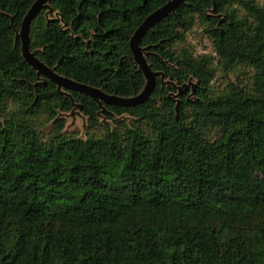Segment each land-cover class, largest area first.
Returning a JSON list of instances; mask_svg holds the SVG:
<instances>
[{
  "label": "trees",
  "instance_id": "trees-1",
  "mask_svg": "<svg viewBox=\"0 0 264 264\" xmlns=\"http://www.w3.org/2000/svg\"><path fill=\"white\" fill-rule=\"evenodd\" d=\"M34 1L0 0V264H264V3L185 0L140 46L152 71L193 88L175 96L157 75L145 101L101 107L24 60L17 32ZM167 1L51 0L30 51L76 82L137 95L129 40ZM195 25L212 53L185 46ZM237 67L249 82L215 90ZM74 104L85 136L56 118ZM43 116L49 136L34 124Z\"/></svg>",
  "mask_w": 264,
  "mask_h": 264
},
{
  "label": "water",
  "instance_id": "water-1",
  "mask_svg": "<svg viewBox=\"0 0 264 264\" xmlns=\"http://www.w3.org/2000/svg\"><path fill=\"white\" fill-rule=\"evenodd\" d=\"M51 0H35L32 5L27 10L24 15L21 26L17 35L21 40V53L24 60L36 70V74L38 77L48 78L50 81L54 82L57 86L58 90L68 89L72 91H77L89 96L91 99L96 101L100 106L101 103L112 104V105H121V106H131L145 101L151 91L153 90L156 82V76L160 75V80L162 84H172L173 87L177 90L175 96L179 95L183 90L188 88H193L195 85L192 79H188L186 83L178 86L168 80L164 79V75L160 72H154L151 70L145 59L144 47L140 46V40L144 33L156 22H158L161 18H163L168 12L173 11L179 4L183 3L185 0H168L164 5L159 7L150 13L141 24L135 29L132 36L129 40V48L132 52L134 62L137 64L138 69L143 73L145 84L142 90L134 96L130 97H120L114 94H107L102 91L100 88H96L93 86H89L84 83L76 82L72 79L59 75L55 72L53 68L46 66L43 62H41L38 58L34 56V54L30 51L29 47V29L30 23L35 15L44 8H48V12L51 10L50 8ZM55 18L58 17L55 12ZM102 107V106H101ZM77 108L80 110V104H74L73 109Z\"/></svg>",
  "mask_w": 264,
  "mask_h": 264
},
{
  "label": "rangeland",
  "instance_id": "rangeland-1",
  "mask_svg": "<svg viewBox=\"0 0 264 264\" xmlns=\"http://www.w3.org/2000/svg\"><path fill=\"white\" fill-rule=\"evenodd\" d=\"M259 1L264 3V0ZM53 15H55V12H53ZM185 46L193 50L195 54L212 53L211 41L202 32L200 26L198 25H195L192 30L187 33ZM250 72L251 70L243 67H237L226 75L218 72L215 80L212 82V85L215 90H221L224 88L228 80H238L239 82L246 84L249 82ZM56 118L63 119L64 125L62 131L64 133L85 136V133L88 130L86 117L77 108L68 112H58ZM114 118L117 120H124L125 122L130 120L129 116L126 114L115 115ZM112 122V120L104 119L100 116V123L103 125L112 124ZM34 124L42 136H49L52 132V124L47 122L44 116L34 121ZM214 134L215 133L213 131L209 132L211 137H213Z\"/></svg>",
  "mask_w": 264,
  "mask_h": 264
}]
</instances>
